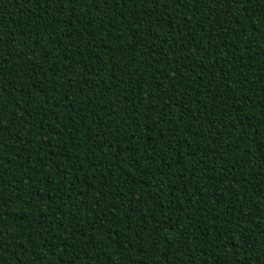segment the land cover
Returning <instances> with one entry per match:
<instances>
[{
    "label": "trees",
    "instance_id": "trees-1",
    "mask_svg": "<svg viewBox=\"0 0 264 264\" xmlns=\"http://www.w3.org/2000/svg\"><path fill=\"white\" fill-rule=\"evenodd\" d=\"M0 264H264V0H0Z\"/></svg>",
    "mask_w": 264,
    "mask_h": 264
}]
</instances>
